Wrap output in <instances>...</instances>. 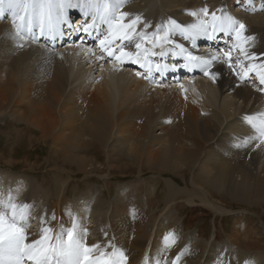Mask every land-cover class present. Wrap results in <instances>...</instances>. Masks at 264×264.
<instances>
[{
    "label": "bare ground",
    "instance_id": "bare-ground-1",
    "mask_svg": "<svg viewBox=\"0 0 264 264\" xmlns=\"http://www.w3.org/2000/svg\"><path fill=\"white\" fill-rule=\"evenodd\" d=\"M151 1L89 0V2L97 4L106 2L110 6L115 3L118 14H129L128 17L124 18V23L137 18L138 13L145 10ZM157 1L160 10L148 12L156 20L147 21L146 18L140 17L139 23L135 26L136 32L147 33L142 48L147 45L145 42L147 38H154L153 40H155L153 33H156V29H162L165 33V31L174 27L173 22L175 21L178 22L177 25L180 28L185 26L186 23L195 25L201 21H207L208 35L197 36L195 42L185 40L180 30H178L179 28L171 32L170 40L179 42L178 45H183L193 55L202 57L205 60L214 56L219 57V59L213 60L211 66L207 68L209 73L217 74L215 80L208 75L211 81L199 80L195 82L193 81L195 79L187 80L180 84L181 88H174V93L179 98L175 109L179 116H173L170 120L173 124L175 123L173 127L166 128L159 136L155 134L146 140H142L143 147H137V149L126 147L124 148L125 152L117 151L115 153L116 157H114L108 141L111 129L105 126L102 118L104 114L103 107L111 106V102L116 103V99L108 96V91L112 89L116 92L121 89L123 95H126L127 90L130 93L124 105L130 102L135 106V113H141L144 118L150 120L152 106L144 98L143 92L138 98L136 91L140 87L142 89L149 87V83L157 79L158 76V79H166L168 75L176 76L179 74L181 69L179 71L177 69L181 65H185V62L183 53L178 48L173 51H169L167 47L159 48L162 44H160V40L156 41L152 51L159 53L164 50L166 55L148 58L151 70L146 68V78L143 79L140 75L131 73L132 78L128 79L129 74L124 72L122 67L131 66L132 63L122 64L114 57L109 58L106 53L102 55L99 42L95 37L99 34L102 38L104 34H107V25L103 22L97 20L99 32H94L90 37L82 36L77 31H66L63 36H58L55 39L45 37L37 40L32 39L29 33L22 32L19 35L16 33L12 10L8 9L6 4H4V15L8 16V21L2 22L4 15L0 16V119L4 120L9 117L18 124H23L27 129L25 127L21 128L22 132L17 133L19 138H21L20 135L32 133L33 130H36L37 137L29 135L26 137L27 142L33 139L37 143L49 146L51 160L55 158L58 162L72 166L75 170H80L85 176H89L93 172L96 173L100 169L98 167L100 161L97 155L94 154L97 148L104 154L105 158L102 162L109 167V170L106 169L108 173L115 170V167H113L115 163H117V171L120 174L126 173V169L133 170L134 166L138 168L139 174H142V167H155L159 173H164L167 169L172 170L171 167L177 173L184 174L186 171H191L189 180H184L187 188H176L172 184L173 181L167 179L166 191L162 196L163 198L160 199L161 201L165 199L163 201L164 206L157 214L149 211L148 206H152L153 203H145L147 204L145 206L142 203L143 201H140V194L138 193L131 197V201L129 197L128 201L132 202V205L123 204L125 200L121 199L125 198L126 190L122 192V189H117V199L112 198L111 201L105 203L100 198L98 201V203L100 202L99 207L94 206L92 203V194H95L96 191L92 190L90 195L88 192L83 195L85 201L78 207V213L86 214L87 217L91 215L93 222L95 214L101 215L102 220L112 222L118 231H123L128 235H130L128 232L133 234L135 252H128L131 260L147 254L150 241H154L153 237L165 241V236H168L169 239L165 242L172 245L186 240L182 230L178 229L180 217L176 211L177 203L181 201L190 206H195L198 203L218 216L236 215L238 213L240 217L237 218L235 228L233 227L232 239H229V244H227L230 246L236 261L240 260L241 257L244 264H248V256L251 250H257L258 247L255 246L259 244L261 246V241L264 240L263 217L248 204V208L254 212H246L247 209L235 211L228 208L220 200L214 198V195L219 192V186H222L225 190L220 196L226 202L228 199L239 200V198L245 201H250L253 198L264 199V137L261 136L257 128L260 121L264 119V85L259 83V77L255 72L249 73L245 80L240 79V75L244 74L243 70L245 68L253 64L257 66L264 64V0ZM84 3L85 0H71V7L65 10L64 18L70 21L73 29L84 23L85 16L83 12L87 11L82 7ZM203 9H207L206 14L202 11ZM213 13L220 20L214 21ZM91 15L92 12L90 11L89 23H92ZM140 16L142 15L140 14ZM161 17L163 22L159 23ZM228 17L246 26V30L241 32L239 39L236 37L235 30H221L222 28L226 29ZM213 24L217 26L215 32L213 31ZM145 25H148V27L146 28ZM65 27V25H61L62 30ZM238 28L239 24L234 25V29ZM34 32L37 36L39 35L38 28H34ZM78 40L80 42L74 44ZM200 43L203 44L199 46V49L197 45ZM93 44L95 45L93 46ZM237 44L245 48L248 53L247 56L235 47ZM63 46L65 48L62 49ZM124 50L132 52L133 59L140 60V57L136 56L137 50L134 43H126ZM219 51L220 53H218ZM229 51L232 56L231 61L224 56V53ZM128 59V57H123L125 61ZM82 62L89 65L83 66ZM105 62L107 66H105ZM229 62L232 64L231 68ZM94 64H100L103 73L100 77L101 82L95 80L94 86L91 87L87 81L89 76L87 69ZM157 65L160 66L159 72L156 70ZM188 68L189 71L193 68V72H205L204 67H197L193 63H190ZM189 71H186V73L188 74ZM155 76L157 78H154ZM100 85L102 88H100ZM130 85H135V88L130 90ZM68 86H70V89H67ZM158 86L155 85V87ZM223 89L228 90L231 99H233L231 101V111H229L228 103L225 101H222L221 104L219 102V109L215 106L216 95L221 93ZM127 112L128 110H125V113ZM250 117L253 118L251 121L249 120ZM162 127L160 126V128ZM0 133L4 134L5 131L0 130ZM113 138L117 139L119 136L116 134ZM120 139L126 138L121 136ZM124 159L131 167H122V163L119 161H124ZM137 163H140L139 167ZM59 172L58 175L60 174V177H62L64 175L63 171L60 170ZM73 174H76V172L74 171ZM96 174L100 177H106L107 175L99 172ZM1 177L3 179L9 178L8 173ZM3 188L4 185L0 183V191H3ZM11 188L8 185L7 189L9 191ZM15 199L16 197H13L12 204L5 206L4 213L6 216L7 213L12 211L10 205L15 204ZM149 199L150 201L155 199L152 193L149 194ZM161 201L157 204L160 205ZM102 202L107 204L105 212L102 209ZM52 205L56 207L55 225L43 228L39 236L32 237L30 235L32 237L30 238L25 235V243L40 240L46 234L51 237L50 241L45 242L46 245L49 243L56 244L57 237L64 240L58 228L60 215H58V208L61 206L57 203ZM82 205L85 208H82ZM21 207H16L17 226L19 227L26 224L29 218L28 212L25 211L26 213H24ZM112 215H116V219L113 221L110 220ZM10 216L8 214V217ZM132 221L137 222L132 224ZM46 229L47 232H45ZM28 230L30 229L28 228ZM192 235L190 232L189 236ZM219 235V229L217 230L214 227L211 241L216 242ZM196 237L198 235L195 232V238L192 242H195L197 247L202 248L199 243L200 240H197ZM82 240L88 247L98 245L93 243L92 240L84 238ZM118 244L122 246V249L124 247L126 251H130L131 243L120 242ZM152 246L151 248H153ZM239 246H242L245 251L240 250ZM116 247L121 248L120 246ZM100 248H94L89 256L96 259L101 258L104 255L102 250L105 248ZM106 249L108 248L106 247ZM142 250L143 252H141ZM136 251L141 253L137 254ZM105 255L107 256V254ZM117 256L116 253L115 258ZM208 256L210 255L208 254ZM151 257L154 259L153 255ZM205 258L209 262L207 255ZM56 259H60L61 264H65L64 258L56 257L53 258L54 264ZM147 260L150 261L151 259ZM25 261H27L26 258ZM28 262L34 264L32 261ZM82 262L83 258L81 257V264H83ZM135 262L128 260V257L126 261L120 260V264H134ZM140 263L149 264L145 260ZM185 264H191V262L188 261L187 263L186 261Z\"/></svg>",
    "mask_w": 264,
    "mask_h": 264
},
{
    "label": "rangeland",
    "instance_id": "rangeland-1",
    "mask_svg": "<svg viewBox=\"0 0 264 264\" xmlns=\"http://www.w3.org/2000/svg\"><path fill=\"white\" fill-rule=\"evenodd\" d=\"M5 4L7 5V0H5ZM153 10H157V11L160 10L157 0H152L149 3V6L145 8V10H142L138 13L137 17L139 18L144 17L146 18L147 21L149 20L154 21L156 19L153 18V15L148 13V12H152ZM140 14L142 16H140ZM159 14L161 16L160 12ZM2 18H3L1 20L2 22L5 23L8 21L7 15H4V17ZM158 22L159 23L163 22V18L161 17ZM177 23L178 22L175 21V25H177ZM187 26L190 28L192 24L186 23L185 26L181 28H188ZM178 30H180V28ZM156 33L161 38H163L165 35L162 29H156ZM153 39L154 38H151V39L147 38L145 40L147 45H144L145 48L150 46L147 49L151 51L154 46V44L152 43L154 41ZM162 41L163 40L161 39L160 44H162ZM171 41L174 42V44L179 43L174 40H171ZM79 42L80 41L78 40L77 42H74V44H78ZM166 43L167 42H165L164 45H160L159 48L167 47L169 50V46L171 45L169 43L167 44ZM202 44L203 43L198 44L197 47L199 48V46H201ZM87 45H91V44H87ZM94 45L95 44H93V46ZM144 47L141 49V54H140L141 55L140 61L142 63L145 61V58H146L145 54L143 53ZM63 48L65 47L63 46L62 49ZM218 53H220V51ZM183 57H184V62H185L186 53H183ZM86 64L88 63L82 62L83 66H85ZM189 64L190 62L188 63L187 68L189 67ZM105 66H107V63L105 64ZM183 67H185V65H181L177 69V71H179L180 69H181L180 71H182ZM136 68H137V65L135 64H132L131 66L122 67V69H124V72H127L129 74L128 79L132 78L131 73L137 74L136 72L138 70L136 71ZM87 70L89 71L88 73L89 76L87 78V81L90 83L91 87L94 86L95 80L97 82H101L100 77L103 73V69L101 68L100 64L99 65L94 64L92 66H89V69ZM199 73L200 74L190 76V78L185 77V75L181 73L180 80H176V81L172 80L173 78V75H172L170 77L168 76L167 80H164L165 79L164 78V79H161L162 81L157 83V81L159 80L158 79L159 76H158V78L155 79L156 81L155 84L149 85V87H145L144 89L140 87L139 90L136 91L137 97L139 96L138 98H140V95L143 92L144 98L148 100V102H150L152 109H153L150 120H147L146 118H144L143 115H141V113H135V106L130 104L129 101H128L129 102L128 104L124 105L126 99L128 98L130 94L128 90L125 92L126 95H123L121 89L116 92L110 89L108 91V96H111L112 98L116 99V103H113L110 101L111 102L110 104L112 107L111 106L103 107L104 114H103L102 120L104 121L105 126L111 129L108 141L110 143L109 148H111L112 154H114V157H116L115 153L117 151L125 152L124 148L126 147H131L132 149H137V147H143L144 144L142 143V140H146L151 135H155V134L159 136L161 135V132L164 131L166 128L173 127L175 123L173 124L172 121L170 120L173 118V116H179V113L175 111L179 98H178V95L174 93V88L180 87V84L187 80L195 79L193 80L195 82L199 80L211 81L210 80L211 78L208 75L207 76L202 75L205 72L199 71ZM139 75L143 79L146 78L147 77L146 68L141 70ZM156 77L157 76H155L154 78ZM155 85H159V86L155 87ZM100 88H102L101 85H100ZM133 88H135V85H130V90H132ZM67 89H70V86H68ZM229 93L230 92H228V90L223 89L221 93H218L216 95V99H217L215 102L216 108L219 109L220 107V105H218L219 102L221 104L222 101L223 102L225 101L228 103L229 111L232 110L231 101H233V99H231V95ZM75 94L77 95V93ZM125 110H128V112L125 113ZM160 126H163V127L160 128ZM22 127H25V126H23V124H18L17 122H15L9 117H7L4 120L0 119V130L5 131L4 134L0 133V173L1 174L3 173L2 175H5L8 173V177H9V178L3 179V177H1L2 175L0 174L1 175L0 183L4 185L3 191H0L1 193L0 194V212H4L5 206L12 204L11 202H12L13 197H16L14 205H16L17 208L21 207L22 205L21 209L24 210L23 212L24 213L28 212V215H29L28 222L20 226L23 228V231L26 236H29L30 238L39 236V233L43 231L42 230L43 228L47 226L52 227L55 225L56 207L52 204L57 203V204H60L61 206L58 208L59 209L58 215L59 214L61 215V216L59 215V218H58V221H59L58 228L60 229V232L63 235V238H64L63 241L65 242L67 241L68 239L67 232L68 230L71 229L73 230L74 237L81 239V240L82 238L87 239V240H92L93 243L98 244L99 247H101L100 249H102V247L105 248L102 250V252L104 253L103 258L105 259H108V258L115 259V254L117 253L119 255V253H121V251L123 250L122 253L124 256L128 257V260L136 261L134 264H138L144 260L147 261L149 264H160V263L169 264L170 262H171L170 264H173L174 261H176V264H185L186 261L187 263L188 261L191 262V264H244V261L241 260V257H240V260L238 261L235 260V257H233L232 255L233 252L231 251V248L228 245L229 244L228 240L232 239L231 233H232L233 227L237 225L236 221H237V218L240 217V215L237 213L236 215L233 214V215L218 216V215L213 214L209 210L205 209L204 207L200 206L198 203H196L195 206H190L181 201L177 203V211H176V213L180 217V224L178 223V229L182 230L183 235L186 236V240L180 241L172 245L171 243L170 244L166 243L164 240L160 238L153 237L154 241H150V244L151 243L152 244L148 245L149 248H148L147 254L141 255V257L140 256L135 257L133 260H131L128 252L132 253L135 249V243H133V241L135 242V238H133V234L128 232L130 234L128 235L124 233L123 231H118L112 222L102 220L101 215L95 214L94 222H93L91 215L87 217L86 214L78 213V209H79L78 207L81 206V204H83L85 201L83 199V195L85 193L87 194V192L90 195L92 190H94V192L96 191L95 194H92L93 195L92 203L94 206L97 205V207H99L100 202L98 203V201L100 198L103 199L105 203H108L109 201H111L112 198L117 199L118 197V196L116 197V193H118L116 192L118 191L117 189H122V192H125L126 190L127 195L125 194V198L121 199L123 201L125 200L123 204L127 203V204L132 205V202H130L131 197L134 196V194L137 195L138 193L140 194V201H143L142 203L145 206H147V204L145 203H149V204L153 203L152 206H148V208H150L149 211L156 212L157 214L161 211L162 209L161 207L164 206L163 201H165V199H162V201L160 199L163 198L162 196L164 195L166 191L167 179H170L171 181H173L172 184L176 188L178 187L187 188V184H184L185 183L184 180H189V178L191 177V171H186L184 174H182L181 172L177 173L174 170V168L171 167L172 170L167 169L166 172L159 173L157 171L158 169L156 170L155 167H151V168L142 167V170H143L142 171L143 175H142V174H139L138 168L134 166L133 170L126 169L125 170L126 173L120 174L117 171L118 169V167H116L117 163H115L113 166L115 167V170H111V173H108L109 167L106 166L102 162V160L105 158L104 154L102 153L101 150L97 148L94 154L97 155V158L100 161L98 165L100 169L96 173L99 172L103 175L104 174H107V175L106 177H100V175L93 172V174L89 176H85L83 172L77 169L75 170L72 166L58 162V160H55V158L54 160H51L50 158L51 155H49L51 149L49 146L37 143V141L33 139L32 141L27 142L26 140L27 136L32 135L34 137H37L36 130H33L32 133L30 132L27 133L28 135L27 134L20 135L21 138H19L17 136V133L19 131L22 132L21 131ZM159 132L160 134H158ZM116 134L119 136V138L117 139L113 138L115 137ZM121 136H124L126 139H120ZM119 162L122 163V167L124 168L131 167V166H128L126 159H124V161H119ZM139 164L140 163H137L138 167H139ZM60 170H62L64 173L62 177H60L61 176L60 174L58 175V173H60L59 172ZM72 171L73 172L75 171L76 174H73ZM64 180L66 181L65 183H64ZM5 182L8 184H6ZM188 182L190 183L191 181H188ZM8 185L10 186V188L12 187L10 191L9 189H7ZM223 190H225V188L222 186H219L218 188L219 192L215 193L214 198L220 200L221 203L225 204L228 208H231L235 211L239 209H247L246 212L255 211L258 214H260L264 220V199L263 198L262 199L253 198V199H250V201H245L242 198H239V200L228 199V201L226 202L222 200V197L220 196L222 195ZM150 193H152L153 198L155 197V199L151 201L149 199ZM129 197H130V201H128ZM145 197L148 199H146ZM159 201H161L160 205L157 204V202ZM104 202H102L103 207L102 206L101 207L103 211L105 212L107 204H105ZM247 204L254 211L252 209H249L248 208L249 206ZM82 208H85V206L83 207L82 205ZM8 214L12 215V211L7 213V216ZM115 219H116V215H112L110 217L111 221ZM76 222L79 224H77ZM136 222L137 221H132V224ZM77 225H79L80 227ZM214 227L217 228V230L219 229V232H220L219 238L216 242L211 241L212 240L211 234L213 233ZM28 228L30 230H28ZM190 232L193 234L191 237L189 236ZM195 232L198 235V237L196 238L197 240H200L199 243L202 245V248L200 246L197 247L196 243L192 242V240L195 238ZM162 234H160L161 237H163ZM262 241H263V244H262ZM262 241H261V246L260 244L258 246H255L258 248L260 247L259 249L257 248V250H253V251L251 250V253L248 256L249 257L248 264H264V253H263L264 252V240L262 239ZM103 242L108 249H106ZM120 242H124L126 244L131 243L130 249L127 247L131 252L126 251L124 247L122 249V246L118 244ZM116 246H120L121 248H118ZM151 246L153 248H151ZM239 248L240 250L242 249V251H245L243 250L244 248L242 246L241 247L239 246ZM143 250L141 252H143ZM136 252L137 254L141 253V252L139 253V251H136ZM105 254H107V256ZM208 254L210 256H208ZM151 255L154 256V259L151 257ZM206 255H207V258H209V262L206 261V258H205ZM177 257H179V260L176 259ZM147 259L149 260L151 259V260L148 261ZM121 261H123L122 258H121ZM155 261L159 263H156ZM25 264H31V262L25 261ZM144 264H147V263H144Z\"/></svg>",
    "mask_w": 264,
    "mask_h": 264
},
{
    "label": "snow or ice",
    "instance_id": "snow-or-ice-1",
    "mask_svg": "<svg viewBox=\"0 0 264 264\" xmlns=\"http://www.w3.org/2000/svg\"><path fill=\"white\" fill-rule=\"evenodd\" d=\"M5 0H0V16L4 15ZM71 7V0H7V8L12 10L13 25L16 29V33L19 35L22 32L31 34L32 39H42L45 37L55 39L58 36H63L65 32L77 31L82 36H92L94 32H99V24L97 20L107 25V34H104L101 38L99 34L96 35L95 39L99 42L102 55L106 53L109 58H115L117 61L123 63H132L137 65V74L140 71L148 68L151 70V64L149 57L166 55L164 50L159 53L150 51L147 48L143 49L145 54V61L142 63L139 59H133V53L125 51L127 44L134 43L136 48V56L141 54L142 43L147 33L136 32L135 26L139 23V17L132 19L128 23H124V18L128 17V13H117V5L113 3L111 6L108 3H92L89 0H85L82 5L87 11L83 12L85 16L84 23L78 28L73 29L69 20L64 18V13L67 8ZM94 10V11H92ZM92 12L91 19L92 23L88 22L89 12ZM205 14L207 9L202 10ZM195 15V13H193ZM213 20H220L213 13ZM226 29L221 30H235L237 39L240 38L241 32L246 30V26L238 21L232 20L231 17L227 18ZM223 23V21H221ZM207 21H201L199 24L192 25L190 28H180L179 25L165 31L163 38L159 37L157 33H153L156 41L163 40L169 43V51H173L175 48H179L181 53H186V59L188 62L193 63L197 67L205 68V75H210L213 80L217 78L216 73H209L207 68L211 66L213 60L219 59V57H212L211 59L205 60L202 57L195 56L191 51H188L183 45L174 44L170 40L171 32L176 28H180L181 35L184 36L185 40H192L195 42V38L200 35H208L206 27ZM239 24L238 29H234V25ZM61 25L66 27L62 30ZM147 28L148 25H145ZM216 24H213V31H216ZM34 28L39 29V35L37 36L34 32ZM248 39L247 37L245 38ZM254 39V38H253ZM239 48L240 52L245 56L248 53L244 47L239 44L235 45ZM224 56L231 61V52H225ZM123 57H128L127 61L123 60ZM229 67L232 64L229 62ZM157 72L160 71V66L156 67ZM244 74L240 75L241 80H245L246 76L255 72L259 77V83L264 85V64L251 65L245 68ZM253 118H249L251 121ZM261 136L264 137V119H262L257 125ZM12 208V215L6 216L4 212H0V264H25V258L27 261H32L34 264H54L53 258H64L65 264H81V257L83 258V264H120L121 258L126 261L127 257L123 253L115 258L105 259L103 256L99 259L92 258L89 253L94 248H98L99 245H92L91 247L86 246L81 239L74 237L73 230H68L67 241H63L60 237H57L56 244H45L46 241H50L51 237L47 234L44 235L40 240L32 243H25L26 236L22 227L17 226V211L16 205H10ZM23 218V217H21ZM48 230L46 229L45 232ZM169 239L165 236V241ZM179 260V257L176 258ZM55 264H61L60 259L55 260ZM176 264V261L173 262Z\"/></svg>",
    "mask_w": 264,
    "mask_h": 264
}]
</instances>
